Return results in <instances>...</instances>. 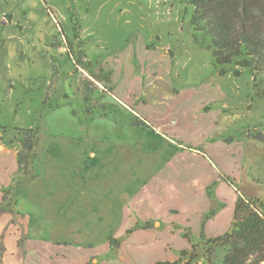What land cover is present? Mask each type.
<instances>
[{
	"label": "rangeland",
	"instance_id": "1",
	"mask_svg": "<svg viewBox=\"0 0 264 264\" xmlns=\"http://www.w3.org/2000/svg\"><path fill=\"white\" fill-rule=\"evenodd\" d=\"M192 16L193 8L186 0H0V204L10 205L14 212H0L4 264H124L123 256L104 250L110 237L124 245L129 226L124 222L125 201L139 188L134 176L140 175V150L133 148L139 145V134L127 128L135 114L110 99L107 81L92 78L109 74L111 80L112 73L102 62L86 61L91 47L99 46L104 55L135 49L140 59L146 46L149 50L160 46L162 52L170 53L168 79H157L164 75L160 64L152 67L140 59L123 68L124 78L146 80L138 94L155 117L174 108L172 117L178 121V112L189 104L194 108L201 102L208 104L220 89L229 99L226 104L231 105L232 114L239 115L237 133L264 135V71L256 74V80L249 72L239 78L218 76L208 50L211 41L203 40L193 29ZM72 21L79 23L78 31ZM86 79L95 84L93 105H107L113 113L111 119L85 114L77 89ZM172 88L191 90L190 97H195L191 102L189 97L179 99ZM132 108L140 112L138 107ZM36 126L41 131L42 158L48 162L43 167L47 178L41 175L38 182L33 181L32 191H19L28 178L18 175L17 155L27 154L19 141L24 130ZM71 143L77 147L99 143L111 150L109 155L107 149H93L95 170L80 190L73 173L79 171L78 162L70 163L71 167L58 161L60 150ZM129 149L132 152L125 157ZM248 175H239V190L249 199L264 202L263 161L259 171ZM35 177L39 176L35 173L29 178ZM4 197L6 202H2ZM108 209L116 212L110 221L103 218ZM25 234L46 242L30 241L25 250L18 248L17 242Z\"/></svg>",
	"mask_w": 264,
	"mask_h": 264
},
{
	"label": "crops",
	"instance_id": "2",
	"mask_svg": "<svg viewBox=\"0 0 264 264\" xmlns=\"http://www.w3.org/2000/svg\"><path fill=\"white\" fill-rule=\"evenodd\" d=\"M145 52L141 59L135 49L115 50L112 55L108 52L104 55L96 45V49H89L86 59L92 64L102 62L104 65H99L111 69L112 77L108 84L112 98H109L139 116L147 125L145 130L135 129L130 125L127 127L139 134V145L135 144L133 148L140 150V175L134 176V181L139 180V188L125 201L128 207L124 222L129 226L125 229L124 245L121 246L118 256H123L124 264H185L195 255L199 258L198 264H208L205 244L231 231L238 195H244L237 186L238 177L246 174L249 178V171H259V165L262 161L264 163V143L237 133L235 126L238 124L239 115L232 114L231 105L226 104L229 99L220 89L206 101L208 104L201 102L197 108L189 104L187 109L178 112V121L172 117L174 108L172 111L164 110L161 115L157 113V117L148 112L146 102L142 101L141 94H138L147 84L146 80L139 79L136 82L133 78H124L123 68L138 59L148 62L152 67L160 64L164 75L159 74L157 79L164 80L165 77L169 78L165 72L172 65V58L168 51L162 52L160 46L153 50L146 46ZM118 73L119 76L116 77ZM136 83L139 84L137 88ZM171 90L179 99L189 97L191 102L195 97H190L194 93L188 89ZM77 93L80 94L78 89ZM65 97L67 99V95ZM132 107H138L140 112L137 113L136 108L134 112ZM111 116L108 114V118L111 119ZM105 146L97 143L77 147V144L71 143L64 146L65 150L61 147L59 162L79 164V171H73L78 179L76 183L79 184V190L86 186V177L95 170L92 164L93 149L101 147L111 154V150ZM131 152V149L124 152L125 157H129L128 153ZM97 153L98 150L95 154ZM129 160L132 161V158ZM46 165L48 162L45 157V168ZM1 170L0 167V172ZM129 173L132 175L131 169ZM130 178L132 185V176ZM33 181L39 180L29 177L23 180L22 189L19 191H32ZM124 188L125 186L122 191H125ZM61 194L67 196V192ZM113 212L115 211L108 209L103 213V218L110 221L114 218ZM119 216L122 219V215ZM118 219L116 215L115 221ZM97 220H100L99 215ZM146 223L149 225L145 227ZM128 229L132 230L130 234H127ZM35 239L37 238L28 234L23 235L22 240L20 237L17 242L18 248L25 250L30 241L46 242L43 239ZM108 250L109 247L104 251ZM4 252L3 247L0 256L2 264ZM183 253H186V256H183ZM24 255L26 257L27 252L24 251ZM223 256L224 251L218 250L215 264L217 261L222 264Z\"/></svg>",
	"mask_w": 264,
	"mask_h": 264
},
{
	"label": "trees",
	"instance_id": "3",
	"mask_svg": "<svg viewBox=\"0 0 264 264\" xmlns=\"http://www.w3.org/2000/svg\"><path fill=\"white\" fill-rule=\"evenodd\" d=\"M193 8L191 26L200 33L203 40L210 39L214 67L220 77L231 74L235 78L249 72L254 80L256 74L264 71V0H186ZM73 22V21H72ZM77 26L79 23L73 22ZM204 46V42H202ZM92 78L97 82L110 83V75L103 79L98 76ZM95 84L88 79L79 84V92L84 103V112L87 115L113 113L105 105H93ZM45 102V101H44ZM44 103L43 105H45ZM130 127L145 130L147 125L139 116L130 120ZM246 132L245 134H247ZM252 140L264 143V135L257 133L248 136ZM41 131L38 126L24 130V136L19 141L20 146L27 152L26 155H17L18 171L24 177H33L35 173L44 177V161L42 158ZM41 168V171L39 170ZM37 169L40 174L37 173ZM41 177V178H42ZM15 190V189H14ZM12 192H8L12 196ZM6 194V193H5ZM2 202H6L3 198ZM264 202L256 198H246L238 195L235 206V220L231 231L217 239L209 240L205 244L208 264H215V255L218 250L224 251L222 264H263L264 263ZM0 212H13L10 205L0 204ZM14 213V212H13ZM146 223L144 226H148ZM132 230H127L130 234ZM111 252L119 254L121 241L110 237L106 241ZM70 245V243H61ZM95 248V245H88ZM186 256V253L182 254ZM198 256L192 255L185 264H194ZM90 264V263H88ZM157 264H172L157 263ZM178 264V263H173Z\"/></svg>",
	"mask_w": 264,
	"mask_h": 264
},
{
	"label": "bare ground",
	"instance_id": "4",
	"mask_svg": "<svg viewBox=\"0 0 264 264\" xmlns=\"http://www.w3.org/2000/svg\"><path fill=\"white\" fill-rule=\"evenodd\" d=\"M264 264V263H263Z\"/></svg>",
	"mask_w": 264,
	"mask_h": 264
}]
</instances>
